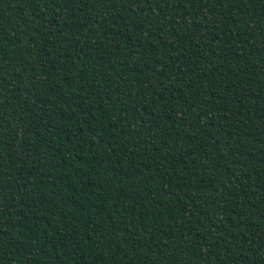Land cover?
<instances>
[{
  "label": "trees",
  "instance_id": "1",
  "mask_svg": "<svg viewBox=\"0 0 264 264\" xmlns=\"http://www.w3.org/2000/svg\"><path fill=\"white\" fill-rule=\"evenodd\" d=\"M0 264H264V0H0Z\"/></svg>",
  "mask_w": 264,
  "mask_h": 264
}]
</instances>
